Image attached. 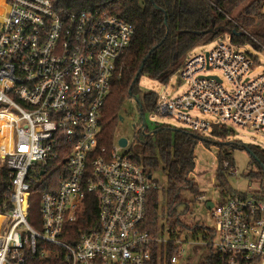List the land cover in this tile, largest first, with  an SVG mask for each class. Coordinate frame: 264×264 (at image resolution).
I'll return each instance as SVG.
<instances>
[{"label":"built area","instance_id":"2783aa9c","mask_svg":"<svg viewBox=\"0 0 264 264\" xmlns=\"http://www.w3.org/2000/svg\"><path fill=\"white\" fill-rule=\"evenodd\" d=\"M3 1L0 161L10 172V195L0 205V264H189L182 232L172 238L167 227L165 239L166 226L157 234L146 226L150 196L161 189L153 174L122 152L129 144L103 145L104 105L136 26L101 9L61 10L55 0ZM244 47L228 36L188 55L177 70L186 90L157 95L154 113L202 135L230 125L264 133V73L252 75L258 59ZM39 186L45 190L35 227ZM258 191L213 202L214 237L205 244L220 264H264ZM94 206L96 221L85 222Z\"/></svg>","mask_w":264,"mask_h":264},{"label":"trees","instance_id":"16d2710c","mask_svg":"<svg viewBox=\"0 0 264 264\" xmlns=\"http://www.w3.org/2000/svg\"><path fill=\"white\" fill-rule=\"evenodd\" d=\"M61 10L101 9L123 18L136 26V34L130 47L118 60L119 76L114 81L111 92L103 109V145L111 146L115 140L118 122L121 119L123 103L130 97L139 96L137 81L134 83L140 67L145 62L142 75L168 83L189 53L200 43L217 41L230 37L233 43L257 48L264 45V0H55ZM156 6L161 9H157ZM239 14L235 12L241 8ZM239 33V34H238ZM144 109L155 112L157 94L147 92L140 99ZM142 132V131H140ZM212 135L219 140L221 153L217 170L218 187L221 189L220 200L235 196L225 176L223 152L226 137L231 135L227 127L215 126ZM157 145L143 133L132 151V158L145 168L148 174L156 172L160 166L168 177V189L161 196V191H154L148 204L147 228L157 234L159 222L166 220L175 238L184 230L193 231L196 237H203L209 242L214 237L212 229L205 225L187 226L178 213V206L185 200L183 192H191L197 198L202 195L198 184L191 175L196 168L195 149L199 142L211 146L207 137L187 130L172 132L169 128H157L154 134ZM257 171L250 174L261 183L264 193V148L249 145ZM229 161V160H228ZM226 162L231 167L229 162ZM225 163V164H226ZM10 172L0 161V205L9 202ZM45 190L39 186L35 195ZM35 197V196H34ZM161 200L164 201L161 203ZM166 218L160 219V214ZM97 208H88L85 222L96 221ZM161 220V221H160ZM162 224V223H161ZM83 225V224H81ZM165 226V224H162ZM174 254L169 246L168 258ZM40 264H49L47 262ZM51 264H56L53 262ZM203 264H220V257L209 248V255Z\"/></svg>","mask_w":264,"mask_h":264},{"label":"rangeland","instance_id":"374dc122","mask_svg":"<svg viewBox=\"0 0 264 264\" xmlns=\"http://www.w3.org/2000/svg\"><path fill=\"white\" fill-rule=\"evenodd\" d=\"M239 8L234 17H236L241 11ZM217 41L202 42L197 45L189 55L198 54L201 52L212 49ZM244 50L248 53L255 55L258 59V64L254 69L252 75H258L264 73V48H257L252 44H248L244 47ZM227 83V82H226ZM187 88V83L180 80L178 72L169 80L168 83H163L158 79H153L147 75H142L137 81V99H142L143 95L147 92H154L159 97L164 94L172 97L183 93ZM136 97L128 98L122 106L120 116L122 119L118 122L115 140L119 142L120 139L125 138L128 140V147L122 149L124 151H132L138 143V137L143 134L139 131L142 127L141 108L137 102ZM141 102V100H140ZM141 105L143 106L142 102ZM144 115L147 121V129L144 133L146 137L153 140L157 145V140L154 134L157 128H169L172 132L178 130H187L184 123L176 120L171 116H160L156 113L144 109ZM211 121H215L216 117L211 115H201ZM231 135L226 137L227 141L223 146L224 154L228 157L224 159V162L228 161L231 164V168L236 170V174H232L231 168L225 170L226 180L225 182L231 187L235 194L251 195L261 190V183L259 180L252 178L251 173L256 172L258 169L254 163L250 153L242 149L240 145H260L264 148V133H257L250 128H243L240 126L230 125ZM207 137V142H211V146H207L203 142H199L195 149L196 156V168L191 178L198 184V188L202 195L196 197L191 192H183V198L185 203L178 206V213L180 214L181 221L187 226L205 225L213 228L215 226V218L213 216L212 209H208L209 202H219L221 198V189L218 187L217 170L220 165L219 155L221 153V146L218 145L219 140L210 133L204 134ZM1 142V141H0ZM225 162V163H226ZM224 163V166H225ZM154 179L158 181L161 186V196L163 191L168 189V177L163 170V166L153 173ZM164 201L161 200V203ZM166 215L160 214V219ZM41 220V194L37 193L32 201L31 222L35 227H39ZM161 221V220H160ZM164 220L159 222L165 224L164 238L169 239L168 225ZM182 241L184 242L183 260L189 264H202L203 261L209 255V248L205 244L203 237H196L193 231L184 230L182 233ZM199 242L198 244L194 243Z\"/></svg>","mask_w":264,"mask_h":264},{"label":"water","instance_id":"95a60500","mask_svg":"<svg viewBox=\"0 0 264 264\" xmlns=\"http://www.w3.org/2000/svg\"><path fill=\"white\" fill-rule=\"evenodd\" d=\"M156 8H157V9H161V8L158 7V6H156ZM238 34H239V33H238ZM151 53H152V51H150L148 57L150 56ZM148 57L144 60L143 64L141 65V67H140V71L138 72V74H137V76H136V79H135L134 83H136V81L139 79L141 73L143 72V70H144V66H145V62H146V60L148 59ZM135 97H136V96H135ZM136 99H137V97H136ZM137 102H138V104H139V106H140V108H141L142 126H143L144 130H146L147 127H148V125H147V121H146L145 115H144V113H143V108H142V105H141V102H140L139 99H137ZM121 119H122V117H121ZM156 132H157V130H156ZM119 143H120L121 146H123V147H127V145H128V140L125 139V138H122V139L119 140ZM217 144H219V143H217ZM225 144H229V143H225ZM240 146H241L242 149L247 150L251 155H253L251 149H249L248 146H245V145H240ZM213 206H214V203H213V202H209L208 205H207L208 209H210V210L213 208Z\"/></svg>","mask_w":264,"mask_h":264},{"label":"bare ground","instance_id":"6f19581e","mask_svg":"<svg viewBox=\"0 0 264 264\" xmlns=\"http://www.w3.org/2000/svg\"><path fill=\"white\" fill-rule=\"evenodd\" d=\"M6 11V7L4 5V1L0 0V17L4 15V12ZM0 149L2 146L5 145V138L3 135L0 134ZM3 221H4V217L2 215H0V233H1V229H2V225H3Z\"/></svg>","mask_w":264,"mask_h":264}]
</instances>
